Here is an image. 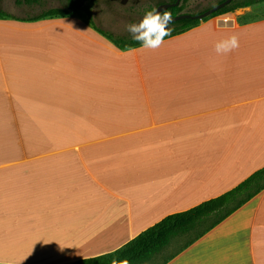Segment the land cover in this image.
<instances>
[{
  "label": "crops",
  "instance_id": "0c3cea01",
  "mask_svg": "<svg viewBox=\"0 0 264 264\" xmlns=\"http://www.w3.org/2000/svg\"><path fill=\"white\" fill-rule=\"evenodd\" d=\"M259 4L155 50L120 51L77 14L0 18V264L110 253L264 168ZM24 32L47 48L8 50ZM161 264H264V189Z\"/></svg>",
  "mask_w": 264,
  "mask_h": 264
},
{
  "label": "trees",
  "instance_id": "16d2710c",
  "mask_svg": "<svg viewBox=\"0 0 264 264\" xmlns=\"http://www.w3.org/2000/svg\"><path fill=\"white\" fill-rule=\"evenodd\" d=\"M80 1V0H78ZM188 0H181L180 4L177 7L169 8L166 11L172 13L173 17L180 14H190L183 12L184 5ZM224 0H217L215 3L207 7L206 9L218 4ZM69 3L72 0H68ZM175 0H166L162 2H158L151 11H155L156 7L160 4L165 3H174ZM258 2H264V0H232L228 5L223 7L222 9L216 11L211 14L207 18L199 21L193 19H184L177 22H173L169 25L171 29V35L166 36L164 38H170L179 34H182L192 28L198 26L201 22L206 21L211 18L220 17L223 15H227L237 9L244 8L256 4ZM16 3L18 5L26 4L32 5L37 4L38 0H17ZM92 4V0H86L83 7L73 11L67 10V8L63 9H49L43 11L37 16L28 17L25 19L12 18L7 14L0 12V18L3 20H14L19 23L29 24L35 23L48 18H64L67 16H71L77 14L79 18L88 23L92 29L101 35L104 39L110 42L114 47H116L120 51H127L132 48L141 47L137 42H134L132 38H114L111 35L101 31L97 27L93 25L91 22V14L89 11V7ZM204 9V10H206ZM202 10V11H204ZM200 11V12H202ZM80 12H84L85 15ZM200 12L191 14L196 15ZM163 13V12H162ZM26 32L22 34H18L17 36H11L8 41L7 49L12 50L18 44L23 45V49H46V39L39 38L43 42H39L38 40H32L29 36H27ZM23 38V42H21ZM18 43V44H17ZM17 44V45H16ZM20 46V47H21ZM43 70H47V67H42ZM40 74H46L40 72ZM28 140H24L25 145H31L32 142L35 145L40 146H50L48 143V139L46 140H30L32 142L27 143ZM264 189V168L256 171L251 176H249L244 182L233 188L232 190L216 197L211 200L205 201L193 208H190L186 211L175 213L169 215L153 226L147 228L137 236H135L132 240L121 246L120 248L93 258L81 259L75 261L71 264H113V261H116V264H122L123 261H127L128 264H145L149 262L154 256L159 254L170 242L172 239L179 237L180 235L187 234L193 230H195L202 223L210 221L209 225L204 228L200 233L194 237V239L185 245L183 248L190 245L193 241L202 237L209 230L218 225L221 221L226 219L229 215H231L234 211L239 209L242 205L252 199L255 195L260 193ZM182 248V249H183Z\"/></svg>",
  "mask_w": 264,
  "mask_h": 264
},
{
  "label": "rangeland",
  "instance_id": "374dc122",
  "mask_svg": "<svg viewBox=\"0 0 264 264\" xmlns=\"http://www.w3.org/2000/svg\"><path fill=\"white\" fill-rule=\"evenodd\" d=\"M17 0H0V12L12 18L25 19L37 16L49 9H63L69 5L68 0H38L37 4L18 5ZM161 1L166 0H92L89 7L91 22L101 31L114 38H132L128 26L138 24L152 8ZM217 0H188L182 11L190 14L200 12ZM264 12V5L259 4ZM85 15L84 12H80ZM258 13L260 14L261 11ZM76 16V14H74ZM51 19V18H48ZM35 36L37 34H34ZM210 221L202 223L195 230L172 239L168 247L154 256L145 264H161L167 257L181 250L191 242L198 233L209 225Z\"/></svg>",
  "mask_w": 264,
  "mask_h": 264
},
{
  "label": "clouds",
  "instance_id": "9594fccd",
  "mask_svg": "<svg viewBox=\"0 0 264 264\" xmlns=\"http://www.w3.org/2000/svg\"><path fill=\"white\" fill-rule=\"evenodd\" d=\"M173 23V15L169 11H148L138 24L128 26V32L132 40L142 48L157 49L164 43V38L171 35L169 25ZM239 47L238 36L233 34L215 44V51L218 54H227ZM116 264V261H113ZM122 264H128L123 261Z\"/></svg>",
  "mask_w": 264,
  "mask_h": 264
},
{
  "label": "water",
  "instance_id": "95a60500",
  "mask_svg": "<svg viewBox=\"0 0 264 264\" xmlns=\"http://www.w3.org/2000/svg\"><path fill=\"white\" fill-rule=\"evenodd\" d=\"M232 0H224L218 4H215L214 6L196 14V15H191V14H180L177 16L173 17V22H177L180 20H184V19H193V20H203L205 18H207L208 16H210L211 14L215 13L216 11L222 9L223 7H225L226 5H228ZM86 0H80V2H78L77 0H72V5H71V10L75 11L81 7L84 6ZM181 0H175L174 3H165V4H160L159 6L156 7L155 11H159V12H163L169 8H174L177 7L180 4Z\"/></svg>",
  "mask_w": 264,
  "mask_h": 264
},
{
  "label": "flooded vegetation",
  "instance_id": "af4514ba",
  "mask_svg": "<svg viewBox=\"0 0 264 264\" xmlns=\"http://www.w3.org/2000/svg\"><path fill=\"white\" fill-rule=\"evenodd\" d=\"M78 1V0H77ZM78 2H80V1H78ZM71 5H72V2L71 3H69V5L66 7L67 8V10H69V11H72L70 8H71ZM74 12V11H73Z\"/></svg>",
  "mask_w": 264,
  "mask_h": 264
}]
</instances>
